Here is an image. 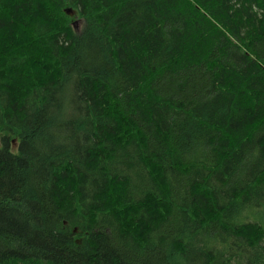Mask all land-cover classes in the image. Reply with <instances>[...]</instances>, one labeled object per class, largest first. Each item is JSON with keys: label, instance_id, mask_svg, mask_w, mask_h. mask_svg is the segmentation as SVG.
Segmentation results:
<instances>
[{"label": "trees", "instance_id": "1", "mask_svg": "<svg viewBox=\"0 0 264 264\" xmlns=\"http://www.w3.org/2000/svg\"><path fill=\"white\" fill-rule=\"evenodd\" d=\"M0 264H264V0H0Z\"/></svg>", "mask_w": 264, "mask_h": 264}, {"label": "rangeland", "instance_id": "2", "mask_svg": "<svg viewBox=\"0 0 264 264\" xmlns=\"http://www.w3.org/2000/svg\"><path fill=\"white\" fill-rule=\"evenodd\" d=\"M80 27H81V22H79V24L77 25L76 30L79 31Z\"/></svg>", "mask_w": 264, "mask_h": 264}, {"label": "bare ground", "instance_id": "3", "mask_svg": "<svg viewBox=\"0 0 264 264\" xmlns=\"http://www.w3.org/2000/svg\"><path fill=\"white\" fill-rule=\"evenodd\" d=\"M68 14H70V12H67ZM79 22H81V21H77V22H75L76 23V27H77V25L79 24Z\"/></svg>", "mask_w": 264, "mask_h": 264}]
</instances>
